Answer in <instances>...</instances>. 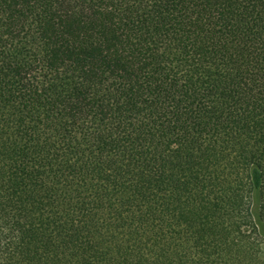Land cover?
I'll return each mask as SVG.
<instances>
[{
	"label": "trees",
	"instance_id": "obj_1",
	"mask_svg": "<svg viewBox=\"0 0 264 264\" xmlns=\"http://www.w3.org/2000/svg\"><path fill=\"white\" fill-rule=\"evenodd\" d=\"M0 264H264V0H0Z\"/></svg>",
	"mask_w": 264,
	"mask_h": 264
}]
</instances>
